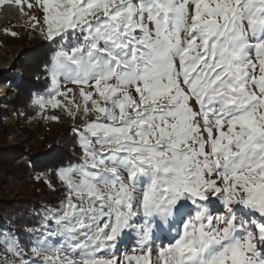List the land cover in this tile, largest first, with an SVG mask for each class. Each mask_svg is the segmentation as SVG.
Here are the masks:
<instances>
[{"label": "snow or ice", "instance_id": "6c2138e0", "mask_svg": "<svg viewBox=\"0 0 264 264\" xmlns=\"http://www.w3.org/2000/svg\"><path fill=\"white\" fill-rule=\"evenodd\" d=\"M0 12L51 49L31 105L82 121L79 162L54 173L61 210L27 252L0 232V264H264V0H0ZM130 233L131 255L117 247Z\"/></svg>", "mask_w": 264, "mask_h": 264}, {"label": "trees", "instance_id": "16d2710c", "mask_svg": "<svg viewBox=\"0 0 264 264\" xmlns=\"http://www.w3.org/2000/svg\"><path fill=\"white\" fill-rule=\"evenodd\" d=\"M5 29L18 35L5 34ZM0 41L6 48H19L17 60L9 70L15 77L10 94L15 96L11 101H2L5 108L15 114L13 124L3 122L0 109V226L9 224L22 246L28 248L31 233L25 228L40 224L43 217L42 205L35 198L47 205L65 201V185L55 178L54 173L68 164L79 162L77 158L81 152L73 127H79L82 121L58 109L59 122L41 117L31 124L30 119L38 110L30 101L49 88L48 74L44 69L51 49L11 12H0ZM9 131L17 137L14 144L8 140ZM19 131L26 137L24 142L19 139ZM46 173L49 177L45 176ZM46 180H51V184ZM19 183L30 192L29 198L10 197L4 193L5 187L9 189Z\"/></svg>", "mask_w": 264, "mask_h": 264}, {"label": "rangeland", "instance_id": "374dc122", "mask_svg": "<svg viewBox=\"0 0 264 264\" xmlns=\"http://www.w3.org/2000/svg\"><path fill=\"white\" fill-rule=\"evenodd\" d=\"M33 12H34V14H38V12H36L35 9L33 10ZM18 52H19V48H17V47L6 48L4 43H2L0 41V109L2 112V120L7 125H9V124L11 125L14 123L15 114L12 110L11 111L9 109L7 110L5 108V105L2 103V101L5 99L8 101H11L15 96L14 93L10 94V89L12 88L15 77H14V74L9 72V70H10V67H12V65L16 62ZM67 87H73V86L71 84H69V85H67ZM39 111L42 112L43 115H40L37 113L35 115V117L30 119L31 124H34L35 120L37 121L41 117L46 118V116L49 114H56V113L59 114L60 113L58 109H56V110L44 109V110H39ZM16 139H17V137L15 136V134L9 131L8 132L9 142L14 144L16 142ZM19 139H20V141H23V142L26 140L25 135L22 134L20 131H19ZM23 160H24V158H23ZM45 176L49 177V173H46ZM4 193L6 195H10V197H13V196H19L20 198H26V197L29 198L30 197L29 196L30 192L25 189V187L22 183L15 184L9 189L5 187ZM0 197H1V193H0ZM35 199L37 201H39L40 204L42 205V208H43L42 216L43 217L47 214V212L49 210H54V209L61 210L62 203H58L56 205L55 204L54 205H49V204L47 205L42 200H40L38 198H35ZM41 223H42V221H41ZM41 223L38 225L27 226L25 228L26 231L31 233L30 246L28 248H24L22 246L25 252H27L28 249L33 246V242H34L36 236L38 235V232L35 230L40 229ZM8 230H11L15 234L13 228L9 224H5L3 227L0 226V232H4L6 235L8 233ZM131 234L132 233L127 235V237L129 236L127 243H124L123 245H121V247L119 245L117 246L118 249H120L122 252H127L129 255L132 254V248L136 243L135 238L133 241H131L132 238L135 237V236H133L135 233H133L132 235ZM15 236L17 237L16 234H15ZM130 237H131V239H130ZM129 242H130V244H129ZM2 247H3V245L0 244V248H2ZM117 254L119 255V254H121V252H118ZM137 254H138V250H137ZM153 259H155V252L153 255Z\"/></svg>", "mask_w": 264, "mask_h": 264}, {"label": "bare ground", "instance_id": "6f19581e", "mask_svg": "<svg viewBox=\"0 0 264 264\" xmlns=\"http://www.w3.org/2000/svg\"><path fill=\"white\" fill-rule=\"evenodd\" d=\"M132 234H133V233H132ZM132 234H131V235H132ZM131 235H130V236H131ZM132 237H133V236H132ZM134 238H135V237H133L131 241H133ZM128 239H129V236L127 237V235H126V236L123 238L122 242H121L120 244H118V245L121 247V245H123L124 243H127V240H128ZM131 241H130V242H131ZM130 242H129V244H130Z\"/></svg>", "mask_w": 264, "mask_h": 264}, {"label": "water", "instance_id": "95a60500", "mask_svg": "<svg viewBox=\"0 0 264 264\" xmlns=\"http://www.w3.org/2000/svg\"><path fill=\"white\" fill-rule=\"evenodd\" d=\"M56 205V204H55Z\"/></svg>", "mask_w": 264, "mask_h": 264}]
</instances>
